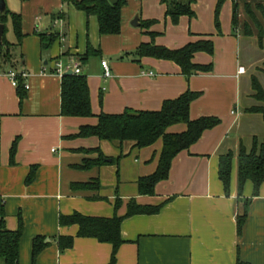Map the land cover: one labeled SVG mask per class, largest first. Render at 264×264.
I'll return each instance as SVG.
<instances>
[{"label": "crops", "instance_id": "0c3cea01", "mask_svg": "<svg viewBox=\"0 0 264 264\" xmlns=\"http://www.w3.org/2000/svg\"><path fill=\"white\" fill-rule=\"evenodd\" d=\"M5 2L10 13L21 16L23 37L19 40L8 17L3 34L8 58L0 63L4 71L27 72L30 85L22 98L8 78L0 76V202L10 231L19 230L22 220L19 264H110L113 245L78 237L79 227H61L60 217H125L132 201L160 211L124 219L115 264H264V183L258 196L252 181L239 194L240 149L250 151L255 138L264 141L262 114L247 111L264 106L253 89V79L264 89V40L259 39L264 2L226 0L217 28L218 0H195V16L182 17L177 25L166 17L163 0H127L121 32L107 36L100 34L96 16L64 0ZM235 4L242 5L239 13L245 17L236 26ZM136 17L137 27L132 25ZM249 30L252 34L246 35ZM43 35L56 39L44 47ZM201 40H211L214 53H196L192 62L211 65L206 73L187 76L173 61L136 55L142 44L178 50ZM89 47L94 54L87 57ZM103 61L110 66L108 79ZM57 62L71 68L80 64L93 117L62 115ZM188 91L200 94L191 104L190 119L217 118L220 123L177 155L169 178L156 185L153 196L141 195L138 183L156 172L161 139L139 149L132 142L76 137L83 126L97 125L102 113L160 111L166 101ZM186 130L179 124L169 132ZM97 150L106 162L83 168L100 158ZM228 154L233 161L227 193L219 165ZM245 212L239 234L238 218ZM39 236L50 239L51 245L34 261L33 241ZM60 236L75 238L73 246L61 250Z\"/></svg>", "mask_w": 264, "mask_h": 264}, {"label": "trees", "instance_id": "16d2710c", "mask_svg": "<svg viewBox=\"0 0 264 264\" xmlns=\"http://www.w3.org/2000/svg\"><path fill=\"white\" fill-rule=\"evenodd\" d=\"M226 0H218L216 7V26L220 27V11ZM72 4L77 10L85 12L87 16H96L99 21L100 34L118 35L121 32L122 9L126 6L127 0H120L117 5H113L109 0H64ZM195 0H163L166 5V17L170 18L174 25H177L182 17L193 18V4ZM260 6V3L259 5ZM249 15L252 12L249 11ZM8 17H11L17 37L22 39V19L20 15L12 14L7 9L0 13V24L5 25ZM254 18V17H253ZM255 19V18H254ZM256 20V19H255ZM152 24V23H150ZM233 24H237V4L234 6ZM258 27V22L256 24ZM260 43L264 40V32L259 29ZM249 30L246 35H251ZM43 46L51 44L56 35L45 38L41 37ZM7 42L3 39L0 43V59L8 58ZM206 52L210 55L214 53V45L211 40H201L190 43L178 50H170L158 47L153 43L142 44L137 50L138 58L153 57L156 59L170 60L177 63L183 74L190 76L193 73H206L212 66H200L192 62L196 53ZM94 54L91 47L87 52V57ZM264 72V69H263ZM254 97L264 104V89L260 83L253 79ZM23 98L26 90L22 86L17 89ZM200 96L199 93L186 92L176 100L166 101L160 111H132L127 110L122 114H105L98 116V123L95 126H83L76 135L79 138L97 137L100 140L118 142L121 145L126 142L134 143L136 148H146L155 144L158 140L163 141V149L159 159L156 172L139 180V192L141 195H155V188L161 181L169 178V173L173 160L177 155L188 150L202 137L203 133L219 125L217 118H201L197 121L190 119V108L193 101ZM250 113H260L264 118V106L247 110ZM62 115L66 117H93L91 109L90 90L87 78L82 75H71L62 77ZM185 124L187 130L183 133H171L169 129L175 125ZM17 141L12 147V154L16 151ZM100 158L95 162L87 161L83 168L92 165H102L106 162L103 154L97 150ZM233 155L228 154L221 157L219 165V176L225 191H230L231 171ZM34 171L31 172V181ZM247 181L254 184V195L258 196L260 188L264 183V141L254 140L253 148L250 151L242 146L239 153V194L242 196L243 189ZM251 201H247L248 204ZM118 207V205H117ZM160 211V207L141 206L136 202H130L128 212L125 217L115 216L113 218L88 217L75 213L71 216H61V227L77 225L80 238H94L101 243L113 245V253L110 264L116 263L118 248L123 244L121 237V225L124 219L136 215H154ZM247 212L238 218V232L241 234L243 224L246 220ZM22 220L20 229L10 231L6 226V212L4 205L0 202V264H19L20 243L22 238ZM75 238L60 236L57 239L61 250L70 249ZM49 245L50 239L39 236L33 241V260L42 253ZM238 264H242L239 262Z\"/></svg>", "mask_w": 264, "mask_h": 264}, {"label": "built area", "instance_id": "2783aa9c", "mask_svg": "<svg viewBox=\"0 0 264 264\" xmlns=\"http://www.w3.org/2000/svg\"><path fill=\"white\" fill-rule=\"evenodd\" d=\"M58 21H56L57 23ZM58 38L60 40H63V35L62 34H58ZM102 67L104 70V77L106 79L111 77V70H110V66L108 64L107 61H103L102 62ZM67 71H72L73 74L75 75H81V66L78 63H75L73 68H71L70 65H65L62 62H57L54 68V74L63 77L64 75H66ZM4 75L8 78V80L10 81L11 85L15 88V89H19V87L21 86V82H22V86L23 88L27 91L30 89V85L29 83H27V79L29 78V74L27 72H19L16 71L14 69H10L7 71L3 70L2 64L0 63V76ZM148 75H153L152 72H150Z\"/></svg>", "mask_w": 264, "mask_h": 264}, {"label": "water", "instance_id": "95a60500", "mask_svg": "<svg viewBox=\"0 0 264 264\" xmlns=\"http://www.w3.org/2000/svg\"><path fill=\"white\" fill-rule=\"evenodd\" d=\"M111 4L113 5H117L120 0H109ZM251 1H255V2H264V0H251ZM6 11V2L5 0H0V13L3 14ZM139 18L136 17L134 22L132 23L133 26L137 27L139 25L138 23ZM3 34H4V25H0V43L3 42ZM73 75V72L70 71L66 74V76H71Z\"/></svg>", "mask_w": 264, "mask_h": 264}, {"label": "rangeland", "instance_id": "374dc122", "mask_svg": "<svg viewBox=\"0 0 264 264\" xmlns=\"http://www.w3.org/2000/svg\"><path fill=\"white\" fill-rule=\"evenodd\" d=\"M242 5H238L237 6V23L239 24V23H241V21L243 22V20H244V16L243 17H241L240 16V13H239V8L241 7ZM245 9V8H244ZM248 9L251 11V12H254L253 10H251V7H250V5H248V7H246V10L248 11ZM252 9H254V7H252ZM255 10V9H254ZM242 12H244L243 10H242ZM244 14V13H243ZM240 16V17H239ZM240 25V24H239Z\"/></svg>", "mask_w": 264, "mask_h": 264}]
</instances>
